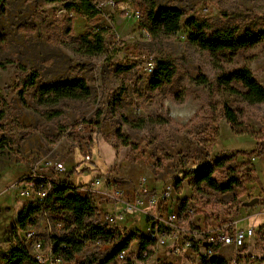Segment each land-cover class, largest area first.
Returning a JSON list of instances; mask_svg holds the SVG:
<instances>
[{
    "label": "rangeland",
    "instance_id": "obj_1",
    "mask_svg": "<svg viewBox=\"0 0 264 264\" xmlns=\"http://www.w3.org/2000/svg\"><path fill=\"white\" fill-rule=\"evenodd\" d=\"M93 1L100 14L92 21L66 11L62 4H45L41 0H7L5 12L0 14V62H12L0 69V94L4 100L0 137L6 134L11 139L9 145L0 148V256L7 255L14 244L11 227L17 215L33 202L19 196L13 188L25 178L36 185L41 179H29L36 174L51 182V186L64 182L81 188L100 180L91 195L98 210L94 222L101 221L102 214L117 213L122 207L111 203L105 188L122 189L123 199L133 202L137 188H147L148 199L171 185L170 205L177 209L179 222L186 229L217 233L227 225L238 229L256 227L255 237L241 249L237 264H264V155L253 153L257 140L246 134H233L223 117L226 104L239 122L264 135V103L248 104L239 95L222 90L216 82L220 72L246 66L264 86V43L240 52L231 61H218L188 43L185 27L190 17L216 27L258 26L264 17V0ZM151 2L170 5L184 13L175 34L156 37L142 28ZM136 12L141 14V23ZM94 26L107 29L105 52L98 57L83 56L75 51L73 40ZM148 60L154 64L164 60L172 67L169 81L154 90L147 88L151 74L144 71V64ZM18 66L39 71L42 83L82 78L91 89V99L63 101L53 108L61 111L59 117H42L34 110L42 114L47 111L35 105L32 91L24 95L28 108L21 104ZM231 86L243 92L239 84ZM121 87L124 91L113 113L109 104ZM97 112H101L99 117ZM122 116L127 123L121 121ZM139 124L140 128L135 127ZM117 132L133 148L123 145ZM236 152L239 154L225 169L215 171L213 177L225 183L227 168L240 167L244 182L241 189L223 194L203 185L193 186L190 179L183 178L187 167ZM54 163L64 167L59 175L47 167ZM141 179H145L144 185ZM78 193L86 196L79 189ZM147 224L143 212L115 224L116 231L127 236L133 233L135 240L127 250L126 260L115 256L108 264H127L132 259L136 264L191 263L189 252L175 253L171 245L147 244L148 257L142 259L140 244L146 238ZM66 233L68 230L58 225L55 216L45 212L33 230L18 232V237L36 259L51 251L52 236ZM37 244L41 245L40 251ZM114 249L111 242L86 243L70 263L79 264L87 258L102 261ZM218 253L228 264L235 257L231 246L222 247ZM251 255L256 258L251 259ZM0 264L5 263L0 260Z\"/></svg>",
    "mask_w": 264,
    "mask_h": 264
},
{
    "label": "trees",
    "instance_id": "obj_2",
    "mask_svg": "<svg viewBox=\"0 0 264 264\" xmlns=\"http://www.w3.org/2000/svg\"><path fill=\"white\" fill-rule=\"evenodd\" d=\"M45 4H62L66 11H74L84 15L88 21H92L100 14L99 8L93 0H41ZM7 0H0V14L5 12ZM184 13L178 8L170 5L157 6L155 3H148L145 19L142 21V28L147 29L154 36L175 34L180 27L181 19ZM141 18L137 19L141 23ZM258 26L246 25L238 26H213L210 23L196 17H190L185 22L188 31V43L201 51H206L209 55L218 61H231L240 52L254 48L264 43V17L262 23ZM107 29L100 26H94L91 31L74 38L76 44V52L87 57H98L105 52L104 36ZM69 27L66 33L69 34ZM11 61L0 62V69H5L6 64ZM18 81L22 86L19 91L20 101L24 108H28L24 95L27 91H32L35 105L46 109L47 112L42 117L53 119L61 115L60 110L53 108L60 106L63 101L71 100L75 102H85L91 99L92 92L87 82L82 78L75 79H59L53 83H42L41 75L36 69L26 70L24 66H18ZM130 70V68H123ZM172 74L171 64L164 60H157L155 69L150 75L148 89L154 90L161 86L164 82L169 81ZM218 86L222 90H228L232 94L239 95L243 101L248 104L264 103V86H262L252 75L246 66L234 69L232 71H223L216 78ZM204 83V80H202ZM233 83L239 84L243 92H238ZM124 91V87L120 88L118 94L114 93L109 104L110 111L115 113V106L118 107L120 96ZM4 100L0 94V120L2 119V107ZM99 117L101 112H97ZM223 117L229 124L233 134H246L253 137L257 142L253 153L264 155V135L260 131H254L246 127L237 120L235 112L226 104L223 105ZM121 121L127 123L128 120L124 116ZM97 125V124H96ZM100 127V125H97ZM135 127L140 128L139 125ZM117 136L125 146H133L127 138H124L120 132ZM45 138V137H44ZM11 142L10 137L3 134L0 137V148H4ZM239 154L222 156L215 158L210 162H204L196 167H187L183 171V178L192 181L193 186L203 185L213 191L219 193H231L235 188L243 187V180L240 176L241 168H227L228 179L225 183H219L213 177L215 171L225 169L230 161ZM75 171V169L73 170ZM180 182H177L179 185ZM76 186L68 183H54L46 199L43 202L33 201L25 206L17 215L14 225L11 227V234L14 244L7 255L0 256V260L5 264H46L39 263L28 251L25 244L19 239L18 232H28L33 230L37 224L39 216L42 213L49 212L55 216L57 223H61L68 230V233L61 236L51 237V254L68 263L74 262L77 254H80L86 243H105L111 242L115 249L109 258L98 261L97 258H87L79 264H108L110 259L122 251H127L131 243L135 240V236L131 233L129 236L115 229L111 230L101 221L94 222L98 216L97 207L91 195L82 196L78 193ZM94 220V221H93ZM264 233V232H263ZM150 244L146 238L140 244V250L145 249ZM214 249H218L219 245H213ZM219 264H225L224 261L218 260ZM77 264V263H76ZM127 264H134L128 260Z\"/></svg>",
    "mask_w": 264,
    "mask_h": 264
},
{
    "label": "built area",
    "instance_id": "obj_3",
    "mask_svg": "<svg viewBox=\"0 0 264 264\" xmlns=\"http://www.w3.org/2000/svg\"><path fill=\"white\" fill-rule=\"evenodd\" d=\"M140 12H136V18L139 19ZM155 69V64L151 60H148L144 64V71L150 75ZM88 158V157H87ZM47 167H51L53 171L59 175L64 171V167L61 163L49 164ZM29 179H41L35 185L30 183L28 179L21 180L18 186H14L13 189L17 190L19 196L25 199H32L36 202H43L51 187V182H47L44 177H40L33 174ZM145 179H141V184L144 185ZM54 183V182H53ZM100 184V180H93L88 186L79 188V191L83 195H93L95 187ZM105 188L106 197L110 199L111 203L116 205L120 204L122 207L117 213H104L102 214L101 222L105 224L108 229L113 230L117 222L125 220L128 216H132L138 213H144L148 218L146 239L150 241V244L154 247L171 245L175 253L180 251L189 252L192 256L190 264H219L218 260L228 262L221 257L218 253L224 246H231L235 250V257L230 264H237L238 257L241 256V249L247 244L248 240L255 237L254 228L238 229L236 226H224L217 230H188L179 222V213L174 206H171L169 200L173 193L171 185L162 188L153 198L145 199L147 188H137L136 195L133 202H128L123 199L124 191L122 189H116L114 191ZM149 207V208H148ZM148 209L145 212V209ZM189 214H192V210H188ZM61 223H58L60 225ZM29 237L33 233L28 234ZM185 235L186 238L181 236ZM99 244V243H96ZM213 245H219L216 250ZM37 251L41 250V245L37 244ZM128 252L122 251L118 254L120 260L127 259ZM142 259L148 257V251L142 249L139 252ZM251 259L256 258V255H251ZM36 260L39 263L46 264H72L68 263L60 258H56L51 254V251L42 257H37ZM131 262L136 264L135 259ZM76 264V263H73Z\"/></svg>",
    "mask_w": 264,
    "mask_h": 264
},
{
    "label": "crops",
    "instance_id": "obj_4",
    "mask_svg": "<svg viewBox=\"0 0 264 264\" xmlns=\"http://www.w3.org/2000/svg\"><path fill=\"white\" fill-rule=\"evenodd\" d=\"M264 196V195H263ZM264 220L261 221V223H264L263 222ZM248 228H254L255 229V235H256V231H257V228L256 227H248ZM249 241V240H248ZM186 254V252H184Z\"/></svg>",
    "mask_w": 264,
    "mask_h": 264
}]
</instances>
